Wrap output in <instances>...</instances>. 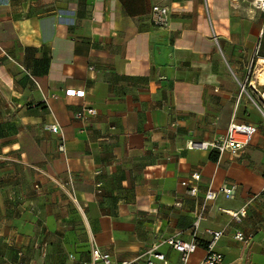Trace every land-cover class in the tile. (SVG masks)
<instances>
[{"label":"crops","instance_id":"1","mask_svg":"<svg viewBox=\"0 0 264 264\" xmlns=\"http://www.w3.org/2000/svg\"><path fill=\"white\" fill-rule=\"evenodd\" d=\"M252 1L0 0V264L19 251L26 264L90 263L94 247L144 264L172 235L198 241L200 264L210 229L224 231L222 264H264V14ZM232 121L258 128L242 156L187 147ZM226 181L235 198L206 200Z\"/></svg>","mask_w":264,"mask_h":264},{"label":"built area","instance_id":"2","mask_svg":"<svg viewBox=\"0 0 264 264\" xmlns=\"http://www.w3.org/2000/svg\"><path fill=\"white\" fill-rule=\"evenodd\" d=\"M253 6L260 10L264 14V0H253ZM169 9L160 5H154L152 9V21L155 26H165L167 25V15ZM264 33V30L263 32ZM245 90V85H242V91ZM66 96H78L84 97L85 90L77 89H67ZM98 113L97 109L93 106L87 107L86 109L79 112L77 115L80 117L94 116ZM46 128L58 132L59 128L56 124H47ZM257 126L252 123H241L232 121L228 127V132L224 138L208 142V141H198L195 139H190L187 142V147L189 149L202 148V149H213L219 154L229 151L233 156L240 157L243 154V150L253 141L256 133ZM63 149V147H61ZM192 179L197 181L200 179V174L194 172L192 174ZM101 183H97L98 191H101ZM182 185L187 187V192L193 196H196L199 192V188L196 184L189 183L187 180L182 182ZM239 190V184L234 181L224 182L218 189H208L205 195L206 200H215L219 194H223L228 199H233L236 197ZM226 213L230 214L236 219H239L246 215L247 207H243L238 211L224 210ZM203 218V213L200 212L195 221V226L197 227L200 220ZM211 238L207 243V254L200 264H222L224 261V256L221 252L215 249L217 242L223 236V230H209ZM238 240L244 241L249 244L252 235H245L243 232H238L236 234ZM163 244H168L177 252L180 253L179 264H193L189 262L190 255L196 251L198 248V241L195 238L184 239L179 235H172L166 238H162L156 241L148 248L141 257H144V264H170L168 258L164 252L160 250V246ZM23 252L19 251V260L15 264H26L23 258ZM103 261L104 264H113L111 256L107 252H103L99 247H94L92 251V261L90 263L78 262L76 264H97ZM128 261H124L122 264H128Z\"/></svg>","mask_w":264,"mask_h":264},{"label":"rangeland","instance_id":"3","mask_svg":"<svg viewBox=\"0 0 264 264\" xmlns=\"http://www.w3.org/2000/svg\"><path fill=\"white\" fill-rule=\"evenodd\" d=\"M243 85H245V90L242 91V92L245 93L246 90L248 89V85H247L246 81L243 83ZM241 90H242V87H241ZM98 264H104V262L103 261H100V262H98Z\"/></svg>","mask_w":264,"mask_h":264},{"label":"bare ground","instance_id":"4","mask_svg":"<svg viewBox=\"0 0 264 264\" xmlns=\"http://www.w3.org/2000/svg\"><path fill=\"white\" fill-rule=\"evenodd\" d=\"M262 61V60H261Z\"/></svg>","mask_w":264,"mask_h":264},{"label":"trees","instance_id":"5","mask_svg":"<svg viewBox=\"0 0 264 264\" xmlns=\"http://www.w3.org/2000/svg\"><path fill=\"white\" fill-rule=\"evenodd\" d=\"M216 158V157H215Z\"/></svg>","mask_w":264,"mask_h":264}]
</instances>
